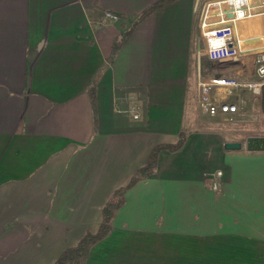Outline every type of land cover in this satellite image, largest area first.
I'll return each instance as SVG.
<instances>
[{
    "label": "crops",
    "instance_id": "0c3cea01",
    "mask_svg": "<svg viewBox=\"0 0 264 264\" xmlns=\"http://www.w3.org/2000/svg\"><path fill=\"white\" fill-rule=\"evenodd\" d=\"M155 1L0 0V264H53L181 131L183 144L162 148L125 191L84 264H264V129H195L204 0L133 24ZM106 10L120 20L101 24ZM241 29L263 47L264 15ZM245 105L233 116L254 119Z\"/></svg>",
    "mask_w": 264,
    "mask_h": 264
},
{
    "label": "built area",
    "instance_id": "2783aa9c",
    "mask_svg": "<svg viewBox=\"0 0 264 264\" xmlns=\"http://www.w3.org/2000/svg\"><path fill=\"white\" fill-rule=\"evenodd\" d=\"M196 11L200 41L209 61L219 64L220 59L230 58V65L237 63L243 69L245 63L242 58L252 55V71L249 72L253 79L220 73L208 78L197 75L200 112L207 116H233L245 109V100L239 91L246 90L260 97L264 85V48L252 49L254 44H246L239 30L240 22L264 15V0H204L198 3ZM119 20V14L106 10L100 23L105 25ZM231 98L235 100L231 101Z\"/></svg>",
    "mask_w": 264,
    "mask_h": 264
},
{
    "label": "trees",
    "instance_id": "16d2710c",
    "mask_svg": "<svg viewBox=\"0 0 264 264\" xmlns=\"http://www.w3.org/2000/svg\"><path fill=\"white\" fill-rule=\"evenodd\" d=\"M173 1L174 0H157L151 3L135 17V19L133 20V24L136 23L138 20L145 18L146 16L150 15L153 12L162 10L165 6H167L169 3ZM128 34H129V30L125 32L124 39H126ZM92 97H93V93H92ZM258 104L260 110L264 112V85L261 87V93L258 99ZM185 136H186L185 133L181 131L178 140L175 143L155 146L150 152L146 164L135 171V173L131 176L130 181L126 186L117 188L112 193L110 198L106 201L102 209V220L98 230L95 233L86 232L83 235V237L74 246L64 249L56 258L53 264H66L67 262L84 264L91 246L95 242L106 236L107 233H109L113 214L123 204L125 191L139 179L145 178L153 173V171L157 167L158 153L162 148L168 149L170 151L177 150L185 141Z\"/></svg>",
    "mask_w": 264,
    "mask_h": 264
},
{
    "label": "rangeland",
    "instance_id": "374dc122",
    "mask_svg": "<svg viewBox=\"0 0 264 264\" xmlns=\"http://www.w3.org/2000/svg\"><path fill=\"white\" fill-rule=\"evenodd\" d=\"M240 31H241L242 36L246 38L242 29ZM254 42L258 43V40H253V43ZM257 43H254V44H257ZM257 46H259V45L257 44ZM242 60L245 63L244 68L242 69L243 72H246L248 69L252 71V55L248 54V55L244 56V58H242ZM200 67L201 68H200L199 74L202 78H208V77L215 75V74H218V73L224 74V75H232V76L234 75V76L239 77V75H236L234 73L235 69L233 70V68H236V67L231 66L229 63H227L225 65L213 63V62L207 60L204 56H201ZM192 68H193V66H192ZM247 93H248L247 91H243V90L239 91V95L242 96V98L244 100H246V101L251 100V103L254 106V111H253V116L255 115L254 119L249 120V118H250L249 115H245L243 117H238V116L220 117V116H218L216 118H213V120L207 119V118L203 119L202 116L200 115L201 114L200 111L195 107L192 109L193 110V117H196L197 119L199 118L198 122H196L194 125L195 129H197V131H206V132H214V131H219V130L221 132H226V131H230V130H234V129L238 130L239 126L241 124H244V122L247 124H249V122H250L252 124V129H257L260 125H261L262 129H264V121H263L264 120V112H262L260 110V107L258 104L259 97H256V99L250 98V96H249L250 94L248 93L249 94L248 95ZM235 126H237V128H235ZM228 137H232V136H228Z\"/></svg>",
    "mask_w": 264,
    "mask_h": 264
},
{
    "label": "water",
    "instance_id": "95a60500",
    "mask_svg": "<svg viewBox=\"0 0 264 264\" xmlns=\"http://www.w3.org/2000/svg\"><path fill=\"white\" fill-rule=\"evenodd\" d=\"M253 40H258V38H253V39L247 38V39H245V43L249 44V43L253 42ZM219 62H231V59L230 58H222L219 60ZM224 147H225V149H229V150L240 149L241 143H239V142H225Z\"/></svg>",
    "mask_w": 264,
    "mask_h": 264
},
{
    "label": "bare ground",
    "instance_id": "6f19581e",
    "mask_svg": "<svg viewBox=\"0 0 264 264\" xmlns=\"http://www.w3.org/2000/svg\"><path fill=\"white\" fill-rule=\"evenodd\" d=\"M261 48H264V45H263V47H261ZM261 48H258V49H261ZM255 50H257V49H255Z\"/></svg>",
    "mask_w": 264,
    "mask_h": 264
}]
</instances>
